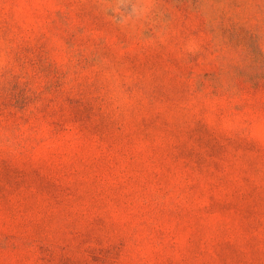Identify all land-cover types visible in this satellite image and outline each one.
Returning <instances> with one entry per match:
<instances>
[{
    "label": "rangeland",
    "instance_id": "1",
    "mask_svg": "<svg viewBox=\"0 0 264 264\" xmlns=\"http://www.w3.org/2000/svg\"><path fill=\"white\" fill-rule=\"evenodd\" d=\"M0 264H264V0H0Z\"/></svg>",
    "mask_w": 264,
    "mask_h": 264
}]
</instances>
